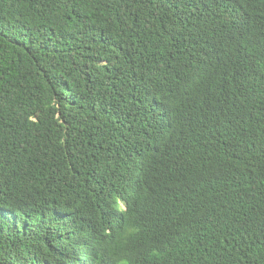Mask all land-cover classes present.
Returning <instances> with one entry per match:
<instances>
[{"label":"trees","instance_id":"16d2710c","mask_svg":"<svg viewBox=\"0 0 264 264\" xmlns=\"http://www.w3.org/2000/svg\"><path fill=\"white\" fill-rule=\"evenodd\" d=\"M0 264H264V0H0Z\"/></svg>","mask_w":264,"mask_h":264},{"label":"bare ground","instance_id":"6f19581e","mask_svg":"<svg viewBox=\"0 0 264 264\" xmlns=\"http://www.w3.org/2000/svg\"><path fill=\"white\" fill-rule=\"evenodd\" d=\"M218 96V95H217Z\"/></svg>","mask_w":264,"mask_h":264}]
</instances>
